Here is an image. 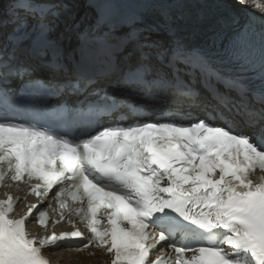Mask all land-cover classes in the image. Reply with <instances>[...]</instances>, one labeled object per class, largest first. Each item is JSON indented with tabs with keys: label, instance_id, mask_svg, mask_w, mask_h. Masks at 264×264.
Instances as JSON below:
<instances>
[{
	"label": "snow or ice",
	"instance_id": "1",
	"mask_svg": "<svg viewBox=\"0 0 264 264\" xmlns=\"http://www.w3.org/2000/svg\"><path fill=\"white\" fill-rule=\"evenodd\" d=\"M118 2L0 0V264L90 247L110 264H264V36L258 62L247 24L227 48L259 69L253 89L184 35L193 8L238 25L221 0H138L129 17ZM236 2L264 25V0Z\"/></svg>",
	"mask_w": 264,
	"mask_h": 264
},
{
	"label": "bare ground",
	"instance_id": "2",
	"mask_svg": "<svg viewBox=\"0 0 264 264\" xmlns=\"http://www.w3.org/2000/svg\"><path fill=\"white\" fill-rule=\"evenodd\" d=\"M125 2L128 1L134 5H136L139 9H142V6L139 4L138 0H124ZM230 2L234 3L236 6L240 7L242 10H244L248 16H250L255 22H258V24H261V22L258 19H255L256 16H259L260 14L256 12L255 9L248 8L246 6H242L236 2V0H230ZM76 5V4H75ZM74 5V6H75ZM77 13V18L81 15L87 14L89 17L93 16L92 9H89L87 6L84 7V3H77V6L72 9ZM261 28H264V25L261 24ZM60 264H88V260L86 258H83L81 256L74 257V256H64L62 255L59 258Z\"/></svg>",
	"mask_w": 264,
	"mask_h": 264
},
{
	"label": "water",
	"instance_id": "3",
	"mask_svg": "<svg viewBox=\"0 0 264 264\" xmlns=\"http://www.w3.org/2000/svg\"><path fill=\"white\" fill-rule=\"evenodd\" d=\"M58 30V29H57Z\"/></svg>",
	"mask_w": 264,
	"mask_h": 264
}]
</instances>
